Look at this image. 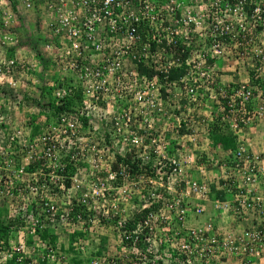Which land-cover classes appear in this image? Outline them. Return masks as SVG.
I'll list each match as a JSON object with an SVG mask.
<instances>
[{"label": "built area", "instance_id": "built-area-1", "mask_svg": "<svg viewBox=\"0 0 264 264\" xmlns=\"http://www.w3.org/2000/svg\"><path fill=\"white\" fill-rule=\"evenodd\" d=\"M22 5L30 9L32 0H22ZM44 5L50 14L45 49L62 72L70 70L76 74L82 99L77 109L60 116L33 137L10 119L1 122L5 129L4 133L0 131V197L6 199L8 206L19 208L31 200L43 206L45 215L40 220L27 217L24 226L11 229L8 237L0 240V264H6L12 256H18L20 262L21 255L32 254L40 255L48 264H64L63 254H57L48 246L38 236L37 229L54 221L55 213L63 206L60 210L65 216L60 224L70 227L72 221L67 214L73 207L71 200L75 194L77 205L94 212V222L98 218L115 217L116 200L130 205L133 193L142 200L140 209L149 208L154 202L149 199L153 194L141 195L146 184L154 189L156 186L169 189L175 195L158 209L156 217L160 222L168 221L166 214H169L184 227L189 212L186 203L192 199L197 201L193 209L197 216L204 212V203L211 202L213 209L222 213L232 211L244 217L252 211L258 223L240 232L223 233L207 222L159 238L154 232V229L159 232V228L154 225L156 219L152 216L136 223L131 232L117 233L122 245L128 243L135 247L142 241L147 246L141 253L148 255H139L140 264H156L161 258V246L182 255L184 260L180 264H217L221 258L225 259L219 264H233L232 259L262 257L264 196L259 192L258 177L264 179V166L259 165L264 159L253 151L252 156L243 155L249 143L240 134L248 123L264 116L260 92L253 97L249 85L251 81H264V0H44ZM3 8L0 1V85L14 86L15 67L19 68L21 76H26V67L34 68L36 62L3 57L7 49L18 43L12 32L13 15ZM54 38L58 39L56 45L49 41ZM151 44L154 53L150 52ZM220 59L233 66H246L251 71L248 81L217 88L222 71L221 65L213 61ZM143 63L147 67L152 65L156 71L160 69L166 80L171 69L182 72L178 80L170 84L165 81L172 94L167 103L160 91L166 86L155 78L137 74V67ZM71 92V87L57 86L52 90V97L60 103ZM219 97L227 99L225 107ZM177 98L191 99V102L204 98L214 100L217 108L214 113L212 109L209 116L220 113L222 121L237 137L239 144L233 168L239 183L232 201L211 199V185L203 177L204 169L198 166L201 174L193 178L187 173L181 154L169 161L171 172L166 178L159 172L167 166L165 150L169 147L167 139L159 138L163 135L159 130H166L165 121L170 116H175L176 127L182 120L177 114L173 115L175 109L170 107ZM184 118L186 125L191 123L187 115ZM81 119H87L86 126ZM207 123L204 120L203 124ZM104 134L112 139L111 148L117 146L119 138L124 143L129 142L142 158L141 164L153 166L154 176L140 175L137 182L124 179L119 186H110L119 173L111 171L106 155L99 149ZM200 134L191 136L190 141L194 142ZM242 160L246 166L241 167ZM79 163H85L81 170H74L71 176L63 174L64 167L79 168ZM30 165H36L32 172L26 170ZM98 169L107 172L105 180L110 181L109 185L95 181V175L87 173ZM222 174L225 179L230 176L228 169ZM66 179L68 187L64 185ZM129 185L135 188L131 190ZM55 189L66 198L60 208L51 198ZM76 223H82L80 216ZM28 237L33 240L31 246L27 245ZM108 261L99 258L91 264H107Z\"/></svg>", "mask_w": 264, "mask_h": 264}, {"label": "trees", "instance_id": "trees-1", "mask_svg": "<svg viewBox=\"0 0 264 264\" xmlns=\"http://www.w3.org/2000/svg\"><path fill=\"white\" fill-rule=\"evenodd\" d=\"M51 21L54 22V17H51ZM45 27L47 29V26H45ZM139 32L142 33L141 30H139ZM47 35H49V33ZM53 40H49V41L53 42L55 45L58 44L57 38H54ZM144 41H145V39L141 40V43ZM47 42H48V40L46 41V43ZM17 48H19V47H12V48L7 49L3 53V57L4 58L24 59L25 61L30 62L29 59H26V58H29L30 56L29 55L26 56L25 53H21L20 56H14L17 52V51H15V50H17ZM19 50H22V49L20 48ZM154 51H155L154 45L151 44L150 52L154 53ZM33 56H35L40 61V56L38 53L36 55H33ZM42 58L44 59V56ZM30 59H35V58L30 57ZM38 60H37V62H39ZM37 62H36V65L34 66V68H30L27 66L25 71H26L27 75H29V77H34L36 79L39 78V80H43L46 82L45 78L41 79L42 75H39V72H41L40 67H39L41 63L39 62V65H38ZM213 62H218V64H219V62L222 63L223 61L220 59L218 61L215 60ZM49 63H50V61H49ZM50 64H52V63H50ZM157 71L153 68L152 65L147 67L146 63L140 64V66L137 67V69H136V72L140 77H143V78L146 77L147 79L155 78L157 81H159V84L166 86V87L162 88L160 91L162 94L163 101L165 103H167L168 101H170L172 94H171L170 89L167 88L168 84L166 82H168L170 84L171 81L178 80L180 78V76L182 75V72L178 71L177 69H171L167 73L168 79L166 80V79H164L165 75L163 74V72L160 69L158 72ZM63 74H65L64 75L65 79L62 78ZM220 74H221V72H220ZM75 75L76 74L70 70L62 72L59 67L55 66V73L48 80V83L45 84L47 86H45L43 84L41 86H37L36 89L40 90L39 94H40L41 98L39 97L38 99H36L34 97L33 98L30 97V94L28 93L26 86H25L26 88H24V89H26V91L21 92V88L19 85L20 84L26 85L29 83H28L27 79H25L26 76H23V75L21 76L19 68L16 66L14 69V72H13V77H15V79H16V84L14 86H7V85H3V84L0 85V131L2 133H4L5 125L3 123H5V121H6L5 116L8 114L7 116L9 119L11 117L10 116L11 112L21 114L25 111V114H26L25 117L27 115L31 116L30 122L32 123V127H30V128L28 127V129H27V131L31 134V135H29L30 137L39 135L41 133V129H40L41 127H39L38 125H35V120H37L39 117H43V121H42L43 127L42 128L44 129L48 124H50L54 120L56 122L60 116L73 112L75 109H77L79 107L81 99H82L81 88L79 86H77V87L71 86L72 85L71 83L73 81L71 82L72 79L67 78L68 76H72L75 78ZM34 78H30V80L34 81ZM260 83H263V81L262 82L251 81L249 83V85L253 89V91H252L253 97H254V95L256 96V93L258 94ZM57 86H65L67 88H69V87L72 88L71 94L66 96V98L64 100L60 101V103H58L56 101V99H54L52 97V90ZM226 91H227V93H229L228 89H226ZM45 94L48 95V97H47L48 99H46L44 97ZM42 101H44V102H42ZM219 101H220L222 106H224V107L226 106L227 99L219 97ZM182 103H184V102L180 101V104H182ZM213 104H214V106H212V108H213V113H214L216 108H217V105L215 104V102ZM250 104H252V103H250ZM190 106L193 108L191 114L190 113L188 114L187 109H179L178 111H173V115L177 114L182 119L180 121L179 127H175L176 128L175 132L179 133L178 136L191 137V136H194V134H196V133H201V131H202V125L204 123V120H206V117H204L202 114H200L198 112V109H197L198 103L194 102ZM218 106H220V105H218ZM8 111H10V113ZM178 113H181L182 115L181 114L179 115ZM185 115H187L186 119L189 120V122H191L188 125H186V122L183 121V119H185L184 118ZM215 115H216V113H215ZM215 115L209 121V123H208L209 125L207 127L208 138L211 140L210 141L211 147L209 146V148H207V152H208V150L211 153H213V151L216 153H218L219 151H222L224 153L223 158H225V159H223V158H222V160L218 159V161L215 162L214 159H212V157H208V155L206 154L207 152L201 153L200 151H198L195 154L196 164L204 165V166H202V168L204 169V172H205V173H203L204 174L203 177L205 178V180L207 182H210V185H211L210 187H211V191L213 194V195L211 194V198L212 199L220 198L221 200L232 201L234 198L233 196H234L235 192L237 191V184L239 183V179L236 177L237 176L236 170L233 168V166H234L233 162L236 161L234 158V153L236 152V138L232 134L228 124L225 121H222V117H221L220 113H218L216 116ZM81 121H82L83 126L87 125V119H81ZM1 122H3V123H1ZM2 124L4 126H2ZM160 128H162L161 125H160ZM195 128L197 131H195ZM159 131L161 132V134H163V135L159 136V138L167 139L169 142V147L166 148V150H165V152H166L165 163L167 164V166L165 165L164 168H161L159 170V172L164 173V175H165L164 177L166 178V175L171 172L170 166L168 167L169 161L173 157H179L178 155L181 154V149H179L180 147H174L173 146L175 140L169 139L171 136L170 130H159ZM104 135H105L104 142L99 146V149L101 150L102 153H104L106 155V157L108 155H112V161L110 164V166H111L110 169H111V171L114 170L119 174L117 175L116 180L110 184V181L105 180L107 177L106 171L98 169V170H91L90 172H87V173H91V174L95 175V177H96L94 179L95 181L98 180V181H101L107 185L110 184V186L116 187V186H119L124 179H127L129 182L131 181L134 183V182H137V177L140 175L150 176L149 174H151L154 176L155 170L153 169V166H151L148 163L146 165L145 164L142 165L141 164V163H143L142 158L136 152L135 148L131 146V144L129 142L124 143L122 141V139L119 138L117 141L118 142L117 146L115 148H111L113 145L112 139L109 138L108 135H106V134H104ZM188 142L189 143H186V145L192 146L191 141H188ZM108 149H109V152H106V150H108ZM252 153L253 152L249 148H247V151H244L243 155L252 156ZM261 156L263 157V155H261ZM261 156H260V158H261ZM181 157H182L181 159H183L184 155L181 154ZM105 161L107 162V159ZM251 161L249 163H247L248 169H250V167H251ZM243 163H244L243 160L240 161L241 167L246 166ZM84 165H85V163H79V165H78V167L80 166L79 168H77V167L72 168L70 165H69V167L68 166L64 167L63 174H67V175L71 176L74 173V170L79 171V170H81V167ZM223 165L225 167H227V169L229 171V175H230V176L226 177V179L223 177L222 174H220V172H221L220 169H221V166H223ZM35 169H36V165L35 166L30 165L26 170H28L29 172H32ZM213 170L216 171V173L213 172ZM243 171H245L244 168H243ZM82 172L84 173L85 171L83 170ZM189 172L192 173V171H189ZM208 172H211V173H208ZM258 180H260L259 181L260 183H258V185H260L262 188H264V185L261 184V181H263L261 176L258 177ZM85 181H87V180H85ZM64 185L66 187L69 186V180L68 179H66L64 181ZM133 186H135V185H133ZM145 186H146V187H144L145 190H142L141 195L146 197L148 194H151V193L153 194L149 199L154 201V202L149 206V208L140 209V205H142V200L139 201V199L136 197L132 198L133 204H131V205H129L125 202H121L119 200H116V208H117L116 212L117 211L118 212L115 215V217L109 216V217H107V219L104 217L98 218V220H100L99 222L98 221L94 222L96 220L94 219V212L93 211L88 212L86 206L81 205V204L77 205L74 203V202H76L75 201L76 197H78L77 194H75L74 195L75 197H73V199L71 200L73 207L70 208V211L67 214L68 219H71V221H72L71 226L68 228L60 224L61 218L65 215H63L64 213L60 210L64 206L61 208L59 206L63 205V203L66 202V198L64 196H62V193L60 191L55 189L53 191L51 198L53 197V200L55 201L56 206L60 209L57 210V212L55 213L54 221H50L49 224L45 228L37 229V234L43 241H45L47 243L48 246H51L57 254L61 253L64 255V253L66 251H68V253H71L69 264H91V261H93V260H90L89 258H90V255H95L94 253L90 252L88 255L85 256L87 258H85L84 256H82L81 258L79 257L83 254L84 250L88 249V246H89V245H87V244H89V242L85 241L86 239H83L82 238L83 235H81L80 233L81 232L83 234L90 233V232L92 233L94 230V226L96 224L100 225V223H102V222H105L106 224L111 223L110 225L112 226V232H114L113 235L111 234L112 236L117 235L118 231H120V232L121 231L131 232L132 230H134L136 223H138L139 221L149 220V219H151L152 216H153V218L155 217V219H156V221L154 222V225H157L159 229L166 227V225H170V223L167 224L168 221L160 222L161 221L160 218L159 217L157 218L156 216L158 214V209L163 205V203L167 202L169 200V198L174 197L175 195L169 189L160 188L157 186L154 189V188H152V186H150L148 184H146ZM133 188H135V187H133ZM58 199H61V200H58ZM42 208H43L42 205H39V204H37L31 200H30L29 204H26L22 208H19L16 205L15 206L12 205L10 207V206H8L6 199H3L0 197V240L6 239L9 235L11 229H14V228L17 229L21 226H24L27 219H29L27 217H35L39 220L42 219L43 216L45 215V212H44V210H42ZM38 213L41 215H38ZM9 214H10V218L8 216ZM231 214H233L234 218L239 220V222L244 223L246 221L243 218V216H241V215H237L234 212H231ZM3 215H5L6 218L8 217L9 220L4 221ZM77 216H80V218L82 220L81 224L76 223ZM175 222H177L176 218H174L173 221H171V223H175ZM244 224L246 226L247 223H244ZM261 228L264 230V227H261ZM60 231L63 232L62 234L66 233L68 236L67 247H65V244L63 243V241H57V239L59 237H60V240H62L61 239L62 234H60ZM77 231H80L79 235L74 236ZM236 231L240 232V230H238V229H236ZM154 232L157 233V229H154ZM76 234H78V233H76ZM75 244H77V245H75ZM127 244L123 245V246L129 247ZM27 245L28 246L33 245V240L31 239V237H28ZM104 245H105V243H104ZM135 247L139 248L141 250V252H143L146 250L147 246L141 241L138 244H136ZM97 258H104L105 260L112 261L111 257L107 258L104 255L102 257L99 256ZM171 258L176 259V261H175L176 264H180L184 260L183 256L182 255L179 256L178 253L175 252L174 250L172 251ZM260 258L249 257V258L240 260V262H242V263L246 262V264H250L251 262H253L252 261L253 259L260 260ZM263 258H264V253H263ZM17 259H18V256H12L11 258L7 259L6 264H48L47 260L42 259L41 256L37 255V254L26 255V256L21 255L20 262H18ZM156 264H162V262L160 260H158V262Z\"/></svg>", "mask_w": 264, "mask_h": 264}, {"label": "crops", "instance_id": "crops-1", "mask_svg": "<svg viewBox=\"0 0 264 264\" xmlns=\"http://www.w3.org/2000/svg\"><path fill=\"white\" fill-rule=\"evenodd\" d=\"M0 1L3 4V6L5 7L3 9L5 11L11 12V14L13 15L12 32L14 33L15 39L18 41L16 47H19V48H17V50H15L17 52L14 56H20L21 53H25L26 56L29 55L30 57H34L37 60V58L35 56H33L34 54H32V53L34 51H37V53H41V56H44V59L40 56V61L38 60L41 63L39 66L40 70L43 71V74H45L48 79H50L55 73V63L52 60V58H50L49 53L45 49V44H46V41L48 39V37H47L48 31H47L45 26H46V24H48L50 14L46 12L44 0H32V7L30 9H25L23 7L22 0H0ZM29 15H30V17H29ZM25 17H26V20L28 19V21H29L27 24L23 21L22 22L20 21V19H25ZM15 20H18V21H15ZM26 33H27V35H26ZM20 48L22 50H19ZM30 57L29 58L25 57V58L30 60ZM49 61L52 64H50ZM219 65H222V63L219 62ZM230 69L231 70L227 69V71L220 74L219 82L217 83V86H216L217 88H221V86L227 87L228 85L235 86L239 82L248 81V79L251 76V71L248 68H246V66H243V68H242L240 66L231 65ZM44 78H46V77H44ZM259 86L258 87L260 89L259 90L260 99H261V101L264 102V81H263V83H260ZM34 95H35L36 99H38L39 97L41 98L39 93H36ZM44 97L46 99H48L47 94H45ZM42 102H44V101H42ZM254 104L256 105V102H254ZM8 112L10 113V111H8ZM7 115L5 116L6 118H8ZM25 115H26L25 111L21 114L11 112L10 113L11 117L9 119L11 121H13V123H15V125L18 128H21L26 135L29 136L31 134L27 131V129H28V127L29 128L32 127V123L30 122L31 116L27 115L25 117ZM42 121H43V117H39L37 120H35V125H38L39 127L42 128L43 127ZM246 126H248V127H245L244 138L247 139V141L249 142V146H250L251 150L253 152H258L260 154L262 153V155H264V116L261 119L253 120L252 122L248 123ZM219 152L222 156H224V153L222 151H219ZM208 173H211V172H208ZM197 176H198V174L196 175L195 178H198ZM261 184L264 185V179H263V183H261ZM260 188H262V187H260ZM193 203L197 204V202L195 200L192 202V204ZM131 204H133V203L131 202ZM204 209L205 210L202 213L200 218H196L195 215L190 214L188 217L189 219L187 220V223L182 228H186V227L188 228V227L194 226L195 225L194 223H197L196 221L206 222V221L210 220L213 222V225L223 233L226 232L225 229L243 230V228H244L243 222H238V223L233 222V224H231L232 227H230L229 224H226L225 221H227V219L224 218L226 216V213H222V214L220 213L219 214L216 210L213 209L211 202L204 203ZM230 213L231 212H228L227 214H230ZM241 223H243V224H241ZM99 226L104 229V227H106V223L102 222V223H100ZM94 227H96V226H94ZM108 229H109L108 234L105 231V233H103L104 237H101L99 243L96 242L99 246L96 245L95 249L92 251V252H94L95 255H90V258H89L90 260L98 259L97 257H99V256L102 257L103 255L104 256L106 255V257L108 258L107 255H109V253L107 250H109V247L107 248V250H105L104 249V243L107 245H109V244L113 245L116 242V238H117V235H114L112 238H115V240H113L111 238L112 239V241H111L110 237H109V231L111 234L112 233V227L108 226ZM62 233L63 232L60 231V234H62ZM76 233H78V234H76ZM76 233L74 236H78L80 231H77ZM80 234L83 235L82 238H86L88 235L92 236L91 232L86 233V234H83L81 232ZM67 238H68V236H67ZM57 241H62V240H60V237H59L57 239ZM67 241L68 240H66V242ZM128 246H131V245H128ZM119 255H121V254H119ZM82 256L83 255H81L79 257L81 258ZM85 258H87V257H85ZM117 258H120V256H117ZM252 261H253L252 264H264V258L263 257L260 258V260L253 259ZM232 263L233 264H246V262L242 263L236 259H232ZM162 264H163V261H162ZM217 264H219V261H217Z\"/></svg>", "mask_w": 264, "mask_h": 264}, {"label": "rangeland", "instance_id": "rangeland-1", "mask_svg": "<svg viewBox=\"0 0 264 264\" xmlns=\"http://www.w3.org/2000/svg\"><path fill=\"white\" fill-rule=\"evenodd\" d=\"M30 13V12H29ZM28 13V14H29ZM29 17H30V15H29ZM19 20V19H18ZM18 20H15V21H18ZM20 21L22 22H25L26 24L29 22L28 21V19L26 20V17H25V19H20ZM12 22H13V20H12ZM12 22H11V25L13 26V24H12ZM19 24V23H18ZM27 30V29H26ZM22 31V30H21ZM26 35H27V33H26ZM32 54H34V55H36L37 54V51H34ZM39 54V56H41V53H38ZM41 57H43V56H41ZM38 60V59H37ZM37 60L36 59H30L29 61L30 62H37ZM38 63V65H39V62H37ZM235 66V65H234ZM231 68V65L229 64V63H227V62H225V63H222V65L220 66V69H221V73H224L225 71H227V69L228 70H231L230 69ZM39 75H42L41 76V79L42 78H44V77H46L45 78V80H46V82L45 81H43V80H39V78L38 79H36V78H34V77H25V79H27V81H28V83L29 84H20L19 86H20V88H21V92L23 91H26V89H24V88H26L27 87V91H28V93L30 94V97L31 98H36L35 97V95L34 94H36V93H39L40 92V90H37L36 88H37V86H41L42 84L43 85H45L46 83H48V78H47V76L45 75V74H43V71H41V72H39ZM219 76H220V73H219ZM30 78H34V81L32 80H30ZM64 79H65V76L63 77ZM68 79H72L71 80V82H72V84L74 85V87H77V84H76V81H75V78L74 77H72V76H68L67 77ZM26 86V87H25ZM45 86H47V85H45ZM223 87H225V86H223ZM221 88H222V86H221ZM260 90V89H259ZM174 103H173V105H171L170 104V107H172V109H175V110H172V111H178L179 109H187V111H188V114L190 113H192V110H193V108L190 106L192 103H194V102H191V99H186L185 101L183 100V99H174ZM180 101H182V102H184V103H182V104H180ZM47 102V101H46ZM196 103H198V107H197V109H198V112L200 113V114H206V115H208V117L210 118V117H212L214 114L212 113L210 116H209V114L211 113V111H212V106H214V100H205V98L204 99H197V101H195ZM187 103V104H186ZM206 103V104H205ZM207 106V107H206ZM170 107H169V109H170ZM185 107V108H184ZM5 120L6 121H8L9 119L8 118H6L5 117ZM165 123H166V130H170V138L169 139H173V140H175V142H174V147H180L179 149H181V154L182 155H184V157L185 158H183V160H184V163L185 164H189V165H197V164H195V162H196V158H195V154L198 152V151H200L201 153H205V152H207V148H209V146L211 145L210 144V139L208 138V131H207V129H206V127H203V129H202V131H201V133L202 134H200V135H198V137L196 138V140L194 141V142H191L192 143V146L190 145V146H187L186 145V143H189L188 141H190V137H188V136H184V137H181V136H178V132H175L176 131V125H177V121H176V118H175V116H170L166 121H165ZM163 127V126H162ZM245 127H248V126H245ZM41 129V132L44 130L43 128H40ZM195 131H197L196 130V128H195ZM244 131H245V129H244ZM244 131H243V134H245L244 133ZM100 132V131H99ZM98 132V133H99ZM98 133H96V134H98ZM101 134V133H100ZM206 134V135H205ZM205 140H208V142H206ZM177 143V144H176ZM211 147V146H210ZM106 152H109L108 150H106ZM215 153V154H214ZM255 153H258V152H255ZM207 155H208V157H212V159H214V161L216 162V161H218V159L219 160H222V158H223V156L220 154V152H218V153H216V152H214L213 151V153H211V152H209V150H208V152L206 153ZM205 154V155H206ZM226 154V153H225ZM258 154H260V153H258ZM260 155H262V153L260 154ZM108 158V163H107V165H109L110 166V164H111V161H112V155H108L107 156ZM262 157V156H261ZM185 159H188V160H185ZM223 159H225V158H223ZM262 159H264V155H263V158ZM262 162V164H259L261 167H263L264 166V160L263 161H261ZM202 166H204V165H202ZM195 170V169H194ZM213 172H215L216 173V171H214L213 170ZM196 175H197V173H194V176L196 177ZM224 175V174H223ZM198 177V176H197ZM261 183H263V181H261ZM158 187V186H157ZM261 186L259 185L258 186V188H259V192L261 193V194H263L264 195V189L263 188H260ZM129 188H131V190H133V188L129 185ZM136 195V193H133V197H136V198H138L137 196H135ZM177 197V196H176ZM58 200H60V199H58ZM169 218H170V215L169 214H166ZM9 216V218H10V214L8 215ZM248 218V220H249V217H254L255 218V214L253 213V212H250V214H248V215H246ZM228 217V218H227ZM168 218V219H169ZM224 218H226L227 219V221H225L226 222V224H229L230 225V227H232V225L231 224H233V222H236V223H238L239 222V220H237L236 218H234V216H233V214H227L226 213V216L224 217ZM202 219V218H201ZM234 219V220H233ZM3 220L4 221H8L9 219H8V217L6 218L5 217V215H3ZM233 220V221H232ZM98 221H100V220H98ZM171 221H173V219H169L168 220V223L167 224H169L170 223V225H166V227H164L163 228V230L162 229H159V232H157V235H158V237L159 238H162L163 237V235L164 234H167V235H170V234H173V233H176L178 230L181 232V231H184V229H182V228H180L179 226H177V222H175V223H171ZM247 224H246V226H245V224L243 225V229H245L247 226H251L252 227V225L253 224H250V221L249 222H247V221H245ZM244 222V223H245ZM254 222H255V219H254ZM111 224V223H110ZM110 224H106V227H104V229L103 228H101L98 224H96L95 226L96 227H94V230H93V232H92V236H90V235H88L86 238H83V239H86L85 241H88L89 242V244H87V245H89L88 246V249L87 250H84L83 251V256H86V255H88L90 252H92L94 249H95V247H96V245L97 246H99L96 242H98L99 243V241H100V239H101V237H104V234L103 233H105V231H106V233L108 234V226H111ZM242 224V223H241ZM177 226V227H176ZM112 227V226H111ZM226 230V232L227 231H231L230 229H225ZM163 231V232H162ZM113 233L114 232H112L111 234L113 235ZM110 234V231H109V237H110V240L112 241V239L113 240H115V238H112L113 236ZM112 238V239H111ZM66 240H67V234L66 233H64V234H62V241L65 243V247H67V242H66ZM93 243V244H92ZM263 246H264V244H263ZM94 247V248H93ZM109 247V250H107V248ZM104 249L105 250H107L108 251V253H109V255H107L108 257H111V259H112V261H114V262H117L118 264H124L126 261H127V263L126 264H130V262L131 263H133V264H140V262H139V259H137L139 256H136V255H148V254H145V253H141V250L140 249H138V248H135V247H132V246H129V247H124L121 243H120V241H119V239L118 238H116V242L113 244V245H111V244H109V245H107V244H105L104 245ZM159 249H160V251H161V254L162 255H164V250H163V248H161V247H159ZM92 253H94V252H92ZM119 254H121V255H119ZM70 255H71V253H68V251H66L65 253H64V257H65V260H64V264H69L70 263ZM120 256V258H117V256ZM161 255V256H162ZM167 255V256H166ZM106 256V255H105ZM163 257V260H166V261H163V264H176L175 263V259L173 260V258H171L170 257V255L169 254H165V256H162ZM263 257V256H262ZM261 257V258H262ZM134 258H136V259H134ZM119 261V262H118ZM253 262H251L250 264H252Z\"/></svg>", "mask_w": 264, "mask_h": 264}, {"label": "clouds", "instance_id": "clouds-1", "mask_svg": "<svg viewBox=\"0 0 264 264\" xmlns=\"http://www.w3.org/2000/svg\"><path fill=\"white\" fill-rule=\"evenodd\" d=\"M204 117H206V120L208 121V123H209V121H210V118L208 117V115H206V114H202ZM207 123V125H202V129H203V127H206V129H207V127H208V124ZM244 129H245V127L243 128V130H242V132H241V137L247 142V143H249L248 141H247V139H245L244 138V134H243V131H244ZM232 132V131H231ZM233 134V133H232ZM206 135V134H205ZM235 136V135H234ZM235 138H236V150H237V148H238V144H239V142L237 141V137L235 136ZM208 141V140H207ZM250 150H251V148H250V146L248 147ZM252 151V150H251ZM183 160V159H182ZM196 160V159H195ZM195 164H196V162H195ZM198 166H202V165H189V164H185V169H186V171H187V173H189L193 178H195V176H194V173H197L198 174V176H200V172H199V169L197 168ZM223 167H225L224 165L223 166H221V169H220V174H222V171L223 170H226L225 168H223ZM195 169V170H194ZM189 171H192V173H190ZM205 173V172H204ZM223 175V174H222ZM218 191V190H217ZM216 191V192H217ZM213 195V194H212ZM212 199V198H211ZM215 199V198H214ZM194 200H188L187 201V203L186 204H188V209H189V212H188V214H187V217H186V219H185V224L187 223V220L189 219L188 217H189V215L190 214H193V215H195L194 214V212H193V209H194V207L196 206V203H193L192 204V202H193ZM197 202V201H196ZM75 204H76V202H74ZM205 203H207V202H205ZM212 204V203H211ZM218 212V211H217ZM229 212H232V211H229ZM250 212H252V211H248L247 213H245V216L243 217L247 222H249L250 221V224H253L252 226H255V225H257V223H258V218H257V216L255 215V218L254 217H249V220L247 219L248 217L246 216V215H248V214H250ZM219 214L221 213L222 214V212H218ZM225 213V212H224ZM228 213V212H227ZM255 214V213H254ZM172 215V214H171ZM202 215V214H201ZM201 215H199V216H197V215H195V217L196 218H200L201 217ZM171 219H174V217L173 216H171L170 217ZM169 218V219H170ZM254 219H255V222H254ZM262 219H263V217H262ZM197 223H194L195 225L194 226H197V225H202V224H204V223H207V222H211L212 224H213V222L212 221H210V220H208V221H206V222H202V221H196ZM246 223V222H245ZM185 224H184V226H185ZM177 226H179L180 228H182L181 226H180V224L178 223V221H177ZM214 226V225H213ZM192 227V226H191ZM215 227V226H214ZM249 227H251V226H248L247 228H249ZM189 228V227H188ZM216 228V227H215ZM247 228H245V229H247ZM182 229H184V228H182ZM11 231V230H10ZM231 231H236V229L235 230H232L231 229ZM221 232V231H220ZM135 248H137V247H135ZM161 248H163V250H164V255H162L161 254V251L159 250V254H160V261L162 262V261H165V260H163V257L162 256H165V254H172V251L171 250H165V248L163 247V246H161ZM139 249V248H138ZM162 255V256H161ZM136 256H139V255H136ZM167 256V255H166ZM170 257H171V255H170ZM139 258V257H138ZM137 258V259H138ZM99 259V258H98ZM134 259H136V258H134ZM222 259H225V258H221L220 260H222ZM173 260H174V258H173ZM219 260V261H220ZM175 261H176V259H175ZM127 263V261L124 263V264H126ZM107 264H111L110 263V261H108L107 262ZM130 264H133V263H131L130 262Z\"/></svg>", "mask_w": 264, "mask_h": 264}]
</instances>
